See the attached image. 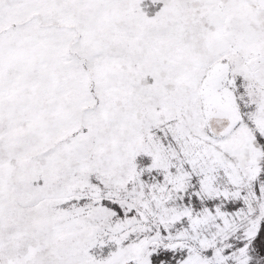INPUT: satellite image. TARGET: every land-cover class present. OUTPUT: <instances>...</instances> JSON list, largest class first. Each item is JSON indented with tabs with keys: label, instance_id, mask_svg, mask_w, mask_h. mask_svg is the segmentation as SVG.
<instances>
[{
	"label": "snow or ice",
	"instance_id": "1",
	"mask_svg": "<svg viewBox=\"0 0 264 264\" xmlns=\"http://www.w3.org/2000/svg\"><path fill=\"white\" fill-rule=\"evenodd\" d=\"M0 264H264V0H0Z\"/></svg>",
	"mask_w": 264,
	"mask_h": 264
}]
</instances>
